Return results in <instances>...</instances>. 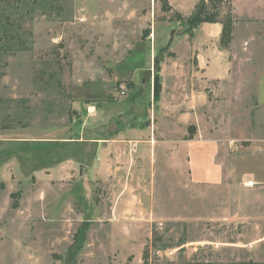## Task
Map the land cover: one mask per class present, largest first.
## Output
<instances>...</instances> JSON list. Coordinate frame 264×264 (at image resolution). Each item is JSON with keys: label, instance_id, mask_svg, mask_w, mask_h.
Listing matches in <instances>:
<instances>
[{"label": "rangeland", "instance_id": "obj_1", "mask_svg": "<svg viewBox=\"0 0 264 264\" xmlns=\"http://www.w3.org/2000/svg\"><path fill=\"white\" fill-rule=\"evenodd\" d=\"M167 2L0 0V264H264V0Z\"/></svg>", "mask_w": 264, "mask_h": 264}, {"label": "crops", "instance_id": "obj_2", "mask_svg": "<svg viewBox=\"0 0 264 264\" xmlns=\"http://www.w3.org/2000/svg\"><path fill=\"white\" fill-rule=\"evenodd\" d=\"M188 144V170L195 183L218 184L224 179L223 163L218 159L220 144L214 139H193Z\"/></svg>", "mask_w": 264, "mask_h": 264}, {"label": "trees", "instance_id": "obj_3", "mask_svg": "<svg viewBox=\"0 0 264 264\" xmlns=\"http://www.w3.org/2000/svg\"><path fill=\"white\" fill-rule=\"evenodd\" d=\"M224 1H227L229 2L230 0H211V3L214 4V7H218L217 5L223 3ZM163 4H164V8L166 10H170L171 9V6L168 4L167 0H162ZM206 10V4H204L203 6V9L201 11V13L198 15V17H196L194 20L191 21V24H194L195 22H199V21H209V22H219L216 18V16L218 15V13H211L208 17H206L205 19H203L202 17V14L204 13V11ZM178 20H183L184 17L181 13H177V18ZM223 24V30H222V38L224 36H226V33L227 31L230 30V21L228 22H222ZM156 93V91H155ZM78 234L75 235L74 237V241L73 243L71 244V246L69 247V259L67 261V263H64V264H76V253H77V249L79 248L77 246L78 244ZM59 260L61 259V256L60 255H55Z\"/></svg>", "mask_w": 264, "mask_h": 264}, {"label": "water", "instance_id": "obj_4", "mask_svg": "<svg viewBox=\"0 0 264 264\" xmlns=\"http://www.w3.org/2000/svg\"><path fill=\"white\" fill-rule=\"evenodd\" d=\"M204 4H205V0H199L194 12L189 17H187V19L185 21V29L191 24L192 20H194L196 17H198V15L201 13V11L203 9ZM175 33H176L175 29H173L170 32V39L168 41V46H170L172 44L174 37H175ZM159 66H160V59L155 58L154 63H153V67L150 69H147L143 73V79H142L143 83H145L147 80H149L153 76L155 71H157L159 69Z\"/></svg>", "mask_w": 264, "mask_h": 264}, {"label": "built area", "instance_id": "obj_5", "mask_svg": "<svg viewBox=\"0 0 264 264\" xmlns=\"http://www.w3.org/2000/svg\"><path fill=\"white\" fill-rule=\"evenodd\" d=\"M120 86H121L120 87L121 88V94L125 95L126 94V91H125L126 90V86L124 84H121Z\"/></svg>", "mask_w": 264, "mask_h": 264}, {"label": "bare ground", "instance_id": "obj_6", "mask_svg": "<svg viewBox=\"0 0 264 264\" xmlns=\"http://www.w3.org/2000/svg\"><path fill=\"white\" fill-rule=\"evenodd\" d=\"M253 184V183H252ZM251 183H250V185H252Z\"/></svg>", "mask_w": 264, "mask_h": 264}]
</instances>
